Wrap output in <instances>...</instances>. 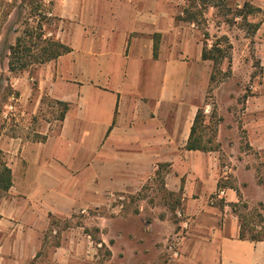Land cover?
I'll use <instances>...</instances> for the list:
<instances>
[{
  "label": "crops",
  "instance_id": "crops-1",
  "mask_svg": "<svg viewBox=\"0 0 264 264\" xmlns=\"http://www.w3.org/2000/svg\"><path fill=\"white\" fill-rule=\"evenodd\" d=\"M247 1L264 10V0ZM50 3L55 28L48 31L71 50L26 70L7 66L28 132L0 140L13 175L0 199V264H97L103 246L108 264H264V240L241 239L232 208L238 191L264 190L247 163L251 154L239 141L237 152L229 150L220 134L225 155L187 148L208 79L198 72L207 62L203 41L176 20L182 8L173 0ZM250 17L262 19L254 40L264 92V15ZM46 98L53 109L68 103L63 119L59 110L41 117ZM248 141L264 154V140ZM157 176L183 207L176 210L190 216L179 228L144 197L131 206L124 200ZM86 227L96 228L98 241ZM180 228L185 236L168 248Z\"/></svg>",
  "mask_w": 264,
  "mask_h": 264
},
{
  "label": "rangeland",
  "instance_id": "rangeland-1",
  "mask_svg": "<svg viewBox=\"0 0 264 264\" xmlns=\"http://www.w3.org/2000/svg\"><path fill=\"white\" fill-rule=\"evenodd\" d=\"M244 1L224 0L216 2L218 4L216 7L207 5L206 8L204 7L206 4L201 2H197L198 5L194 8L190 0H173V3L179 9L188 7L192 10H203L200 22L197 24L183 23L190 28L191 33L195 32V35L203 41V45L206 39L205 32L210 34L209 39H207L209 45L216 40V37L223 35L228 36L233 44L232 73L229 76L220 75L217 81L211 82L210 77L213 70L211 61L205 62V66L200 67L198 70L199 77L203 80L208 79V85L205 89L206 99L199 108L203 110L205 116L208 112L210 118L205 117L197 134H201V141L205 145L209 147L217 146L222 155H225L226 152L222 150L221 144L217 141L219 134L222 140L227 143L229 150L237 152L235 144L237 141L241 142V150L248 152L252 155V158L256 159L251 160L250 155L247 157V163L253 162L256 165L257 180L264 188V154L260 156L259 152L248 141L264 140V92L260 87L263 69L256 55L254 35H251L250 25L247 23V21L252 22L250 21L251 17L249 15L246 20L239 13ZM50 2L51 0H31L30 4L23 3V0H0V140L10 135H20L28 132L25 127L26 123L23 120L26 116L22 115L17 103L12 115H9L8 118L5 116L8 110L7 105L11 100V86L6 81L10 46L15 43L17 36L21 34L26 26L35 27L42 24L44 28H55V19L51 15L47 19H43L44 12L51 8ZM200 4H202V8ZM254 15V19H256L257 17L260 18L262 13ZM221 68L224 72L227 70V60L222 63ZM53 105L52 100L46 98L40 114L41 117L49 120L53 116H57L59 109L57 107L53 109ZM250 106L254 107L255 113H252ZM55 110H57V113L53 112ZM223 163L233 164L229 159L227 161L224 159ZM234 176L236 175L230 171L227 181L232 186H235L236 177ZM242 179L243 182H246L248 175L242 177ZM168 192L164 186L163 177L157 176L154 180H150L145 184L140 195H129L124 200L131 206L136 204L140 197H144L148 202L157 205V214L169 215L170 219L178 224L176 227L179 228V221L190 216L180 214L183 207H179L181 204L178 205L175 195ZM245 192L238 191L240 199L235 203L234 213L238 215L239 219L245 218L247 225L249 224L256 230H262L264 222L257 216V213L264 209V190L261 196L260 192L256 191L253 186L247 187ZM260 197L263 198L262 201L259 199ZM119 200L121 199L117 198L116 201ZM211 201L217 206L223 203L216 195H213ZM177 207L180 208L179 211L176 210ZM262 214L264 215V213ZM83 217V215H80L76 222L84 223ZM67 226L68 223L65 222L61 225V227ZM86 229L92 233L95 241H98L96 228L86 227ZM185 233L181 228L174 231L167 240L168 248L175 243L176 236L183 237ZM108 251L109 249L106 247H100L101 256L97 264H108L106 261L111 255ZM48 259L44 262V258H39L32 261L31 264H49Z\"/></svg>",
  "mask_w": 264,
  "mask_h": 264
},
{
  "label": "trees",
  "instance_id": "trees-1",
  "mask_svg": "<svg viewBox=\"0 0 264 264\" xmlns=\"http://www.w3.org/2000/svg\"><path fill=\"white\" fill-rule=\"evenodd\" d=\"M192 7H196L198 5L197 2H201L202 4H206L205 8L208 6L216 7L218 4L216 2H222L224 0H190ZM30 3L31 0H23V3ZM200 4L201 8L203 7ZM49 11L47 10L43 14V19H47L49 17ZM240 15L247 20V17L251 14L262 13L264 15V10L254 6L250 1H244L241 10H239ZM9 12L7 13V15ZM203 14V10H192L188 7L182 8V11L179 15H177L176 20L182 22H188L192 24H197L200 22V19ZM50 19V18H49ZM262 19L257 22H248L251 29V35H255L257 30L260 27ZM205 41L202 49V59L206 61L212 62V73L210 80L211 82H215L218 79V76H229L232 73V50L233 44L231 43L228 36L223 35L220 37H216V40L209 45L207 39H209V32L204 33ZM158 43L159 40L156 38L155 41V55L158 54ZM71 50V48L57 39L52 33H49L48 28H44V26L39 25L35 27L26 26L24 30H22L21 34L17 36L15 43L10 46V56H9V70L12 72H18L22 70H26L31 66L36 64H42L53 60L60 55L67 53ZM228 61V68L224 72L221 68L222 63ZM57 104L60 106L59 108V118L63 119L69 105L66 102L59 101ZM205 114L201 108H198L197 115L195 117V121L192 127L190 140L187 144L188 149L192 150H215L218 149L217 146L209 147L205 145L201 141V134H197L199 126L205 120ZM159 174V173H158ZM13 185V175L12 169L8 165V162L5 157V153L2 149H0V199L9 191L11 186ZM169 194H173L168 192ZM232 208L235 211L236 204H232ZM257 216L264 222V215L261 211L257 213ZM247 221L245 218L240 219L241 229H240V238L241 239H252V240H264V228L262 230H256L254 227L247 225ZM86 231H88L86 229ZM109 254L110 251H108Z\"/></svg>",
  "mask_w": 264,
  "mask_h": 264
},
{
  "label": "built area",
  "instance_id": "built-area-1",
  "mask_svg": "<svg viewBox=\"0 0 264 264\" xmlns=\"http://www.w3.org/2000/svg\"><path fill=\"white\" fill-rule=\"evenodd\" d=\"M10 99L11 100H10V102L7 105V109L8 110H7L6 115H5L6 118H8L9 115H12L13 111L16 109L17 98H16L14 93L12 94V97ZM221 193H224L223 189L221 190ZM180 242H181V237L180 236H176L175 243L172 246L173 249H176L179 246Z\"/></svg>",
  "mask_w": 264,
  "mask_h": 264
}]
</instances>
